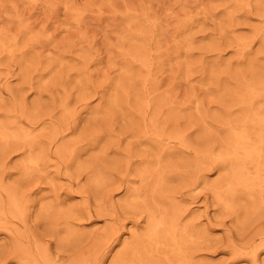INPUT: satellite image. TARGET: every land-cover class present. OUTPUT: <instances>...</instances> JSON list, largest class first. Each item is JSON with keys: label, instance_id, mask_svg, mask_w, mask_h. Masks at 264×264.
<instances>
[{"label": "rangeland", "instance_id": "rangeland-1", "mask_svg": "<svg viewBox=\"0 0 264 264\" xmlns=\"http://www.w3.org/2000/svg\"><path fill=\"white\" fill-rule=\"evenodd\" d=\"M0 264H264V0H0Z\"/></svg>", "mask_w": 264, "mask_h": 264}, {"label": "bare ground", "instance_id": "bare-ground-1", "mask_svg": "<svg viewBox=\"0 0 264 264\" xmlns=\"http://www.w3.org/2000/svg\"><path fill=\"white\" fill-rule=\"evenodd\" d=\"M115 233V232H114Z\"/></svg>", "mask_w": 264, "mask_h": 264}]
</instances>
